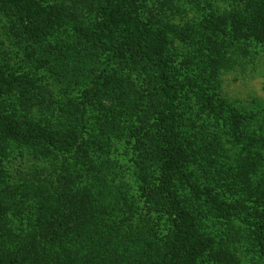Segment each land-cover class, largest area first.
<instances>
[{
  "label": "trees",
  "instance_id": "16d2710c",
  "mask_svg": "<svg viewBox=\"0 0 264 264\" xmlns=\"http://www.w3.org/2000/svg\"><path fill=\"white\" fill-rule=\"evenodd\" d=\"M169 1L0 0L1 38L43 47L67 95H84L55 118L47 84L0 51V264H239L243 246L264 259V111L238 107L220 81L237 62L232 49L264 45V0L208 12L207 43L181 61L170 53ZM12 144L62 161L18 180ZM126 144L139 197L117 181ZM190 188L224 232L208 231ZM138 200L148 214L129 226Z\"/></svg>",
  "mask_w": 264,
  "mask_h": 264
},
{
  "label": "rangeland",
  "instance_id": "374dc122",
  "mask_svg": "<svg viewBox=\"0 0 264 264\" xmlns=\"http://www.w3.org/2000/svg\"><path fill=\"white\" fill-rule=\"evenodd\" d=\"M178 1L179 0L167 2L164 5V11L171 16V19L168 22L171 28L169 36L171 39L175 40L170 46V53L174 55L180 53L179 59L181 61L184 58L183 55H187V53L190 54L191 57H194L195 49H201V41L202 45H204V42L207 43L205 38L208 33L206 29L207 27H205L206 14H208V12L212 13L211 11L220 12L227 6V1H180L181 5H183L182 10L185 9V12H178ZM193 36H195L196 40H192L194 39ZM0 41H3V45L1 43L0 46V51L9 52L8 54L11 57V64L16 70L30 73L33 76L38 77L39 82L41 84H47V87L55 94L56 99H58V104L49 111L50 114L52 112L54 113L55 118L60 116V112L64 107L69 106V102H71L72 99L80 100L84 97V95L77 89L73 91L74 95H67L70 91L64 89L60 79L55 78V72L53 71L55 68L53 66H55L56 63L53 62V64H49L46 61H42L41 55L46 53L44 52L43 47L28 45V43L27 45H24V42L20 43L19 39H15L16 44H14L12 39L7 36L1 38V35ZM192 44H195V48L191 47ZM232 51L233 57L237 62L231 69H224L221 73L220 81L222 93L224 97L232 102L235 101L238 107L258 114V111L261 109L264 111V45H256L252 48L248 47L244 51L246 56L235 53L234 49H232ZM231 55L232 54L228 56L230 57ZM97 61L101 64V67L104 66V68L110 64L109 59H105L104 55H101V58L97 57ZM194 64L196 63H193V65ZM16 98V94L11 95L12 100ZM254 128L259 132L260 125H254ZM193 131L191 130L190 132ZM195 132H197V130ZM188 137L195 139L197 136L189 133ZM195 141V150H197L202 147L203 142L198 138ZM133 146L134 144H126L125 147H122L121 151L117 153V158L115 157L119 165H116L115 163L114 166L120 169L117 181L121 182L123 187L129 189L132 195L139 197L141 194L140 184L138 183L137 176L134 175V161H132L135 157ZM111 151H113V149ZM6 157L7 165L11 170L12 175L18 180H21L20 177L22 172L33 173L35 170H38L40 166L46 165L49 167L50 165H56L62 161V158L57 160L55 156L49 161H39L35 158L33 153L26 152L15 144L8 146ZM192 168L195 171L203 172L197 167V165H192ZM204 183L205 182H200L202 185H204ZM207 186H210L208 182ZM211 186L214 187L213 183ZM213 192H215V190ZM183 194L190 200L191 204H195V207L201 211L199 212V216L205 219L207 227L209 225L208 231L210 233L218 231L224 232L225 228L223 229L222 225L216 223V220L213 219L214 214L210 213V210L214 212V209H211V205L206 196L195 194L191 188L186 192H183ZM136 204L134 211L137 212V217L129 226H135L140 219H143V212L148 214V209L143 202L141 203L138 200L136 201ZM30 213L31 212H28V214ZM120 216H122V214ZM152 219L153 221H158L160 219V214H152ZM164 219L168 220L166 217ZM120 221L115 222L118 224ZM238 224L240 225V222H238ZM248 248V246H243V248L238 249L239 257L241 258L239 264H264V259H261L258 256L256 258L254 256L256 253H248Z\"/></svg>",
  "mask_w": 264,
  "mask_h": 264
}]
</instances>
